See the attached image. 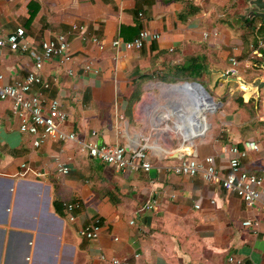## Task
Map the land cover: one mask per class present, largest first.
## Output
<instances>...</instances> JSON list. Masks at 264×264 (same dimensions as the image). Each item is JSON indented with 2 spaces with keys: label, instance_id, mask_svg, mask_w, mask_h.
I'll return each instance as SVG.
<instances>
[{
  "label": "crops",
  "instance_id": "crops-1",
  "mask_svg": "<svg viewBox=\"0 0 264 264\" xmlns=\"http://www.w3.org/2000/svg\"><path fill=\"white\" fill-rule=\"evenodd\" d=\"M234 2L0 0V37L22 27L29 45L39 52L42 40L81 25L105 45L98 52L90 42L73 37L71 61H46L40 72L47 96L58 100L66 114L64 129L74 132L77 142L33 148L31 138L19 131L11 101H0V264H109L112 257L121 264H236L231 258L240 264H264L261 203L247 207L224 192L219 181L170 170L191 151L194 159L212 157L222 177L228 148L242 149L245 141H255L259 149L247 153L241 168L264 180V105L258 120L251 114L253 90L264 91L249 86V92H242L231 86L236 80L249 85L262 81H249L246 75L264 61L246 67L250 45L258 38L247 43L237 29L236 35L223 27ZM142 30L158 39L147 40L139 51L111 47L112 41H131ZM231 56L239 62L237 79L223 77ZM88 62L93 71L86 73ZM192 64L203 67L195 79L186 78ZM32 69L28 54L0 49L5 83L23 79ZM184 80L205 86L216 101L212 112L206 102L197 101L194 108L200 107L202 119L195 132L177 120L184 114L177 102L184 107L187 102L176 90ZM168 94L183 99L170 100L166 109ZM207 113H212L208 119ZM89 142L122 146L127 154L143 149L152 168L121 171L102 164L80 150L81 143ZM178 153L184 158L173 159ZM55 158L70 167L67 176L57 175ZM260 198L264 202V195ZM72 201L81 208L69 224L65 204ZM53 202L62 205L61 215ZM95 218L101 224L98 239L78 236L77 229ZM247 220L256 225L243 226Z\"/></svg>",
  "mask_w": 264,
  "mask_h": 264
},
{
  "label": "built area",
  "instance_id": "built-area-1",
  "mask_svg": "<svg viewBox=\"0 0 264 264\" xmlns=\"http://www.w3.org/2000/svg\"><path fill=\"white\" fill-rule=\"evenodd\" d=\"M73 37L90 42L98 52L105 49V45L97 37L89 35L86 27L81 25H72L56 37L42 40L39 44V52L29 45L22 27H17L13 32L0 37V49L6 48L10 52L25 53L33 59V69L23 79L5 83V76L0 74V101H11L12 113L19 120V131L31 138L32 147L35 149L49 142H77L76 134L64 129L63 123L66 120V114L58 100L49 99L47 96L48 86L44 84L40 75L46 61L56 60L60 64H67L71 61V39ZM157 39V35L142 30L131 41L114 40L110 45L114 49L123 47L128 51H139L147 40ZM250 50L249 59L245 60L246 67H249L253 61L256 63L263 61L264 37L258 38L255 43L251 44ZM228 61L230 67L225 71L223 77L237 79L239 77L238 59L231 56ZM83 71L86 73L93 71L92 63L85 64ZM68 73L70 74V72ZM236 81L240 91H249V84ZM91 135L95 136V133L92 132ZM258 149V144L255 141H245L242 149L237 145L230 146L228 148L227 172L222 177L218 174L212 157H205L202 160L187 158L170 170L176 175L200 177L207 182L219 181L224 192L235 195L247 207L261 203L264 211V202H261L260 198L264 195L263 177L248 174L241 168V160L247 156V153ZM80 150L86 152L91 159L121 171L149 172L152 168L147 153L143 149H137L133 153L127 154L122 146H98L96 143L89 142L81 143ZM54 165L57 175L67 176L70 173V167L59 158L54 159ZM21 168L24 172L28 171L25 164H22ZM80 208L81 204L77 201L65 204L67 223L72 224L76 221L75 212ZM132 224L133 221H130V225ZM255 225L256 223H252L250 220L243 222L245 227H254ZM100 233L99 218L90 219L88 223L77 229L78 236L88 241L97 240ZM230 262L240 264L233 258L230 259ZM109 264H121V261L112 257L109 259Z\"/></svg>",
  "mask_w": 264,
  "mask_h": 264
},
{
  "label": "rangeland",
  "instance_id": "rangeland-1",
  "mask_svg": "<svg viewBox=\"0 0 264 264\" xmlns=\"http://www.w3.org/2000/svg\"><path fill=\"white\" fill-rule=\"evenodd\" d=\"M234 3H235L234 4L235 6L232 9L231 8L227 9V11L225 13V21H223V23H225V26H223V27L225 28L226 31H229L232 34H236L237 35V31H238V33L242 37L243 36H252L254 32L250 31V30H248L246 28L247 26L250 27L249 24H250L251 21H247V23H244V20L246 18L245 16L247 14V9H248L247 4H246V0H236V2H234ZM251 23H253L254 28L257 26L258 29H261L260 31H256V33L253 36H255V37L257 36V38H258V36H260L259 38H263L264 37V22L261 19H259V20L255 19V20H252ZM235 29H237V31ZM263 61H264V59H263ZM247 71L249 73V74L247 73V75H246L247 80L253 81L255 79V77H258L262 81H264V62H263V65L262 64H260V65H252L250 67V69L247 70ZM250 73H252V75H250ZM179 82H181L180 84H182V83L185 82V80L184 81H179ZM228 84L229 83L224 85L225 89H226ZM231 86H233V87L235 86V89H236L237 83L234 82L233 84H231ZM205 89L207 90L206 87H205ZM239 94H241V93H239ZM210 95L213 97L212 94H210ZM252 95H253L252 98H253L254 107L251 109L252 110L251 114H252L253 117L256 118V120H258L260 115H258L257 112L261 113L262 106L264 105V95L261 92H256L255 90H253ZM182 97L179 98L178 95H174V94L166 95L164 97V99L167 100V101L165 102L166 104H165L164 107L166 108V105H169V101L170 100H174L176 98H179L178 99V101H179V100L183 99ZM213 101L216 102L214 100V98H213ZM177 105H179L183 109L182 112L184 113L183 117H179V119H177V120L185 121L186 123L190 124L191 128L193 129L192 130L193 132L197 131L196 129H198V126H199L198 123L202 119V116L200 115V111H199L200 107L196 106L197 110L195 108H192L193 110H189L188 109L189 106L186 105V103H185V107H184L183 103H181V102H177ZM187 106H188V108H187ZM209 110L212 112L213 111V106L212 107L210 106ZM211 114L212 113H210V114L207 113L206 114V118L208 119L209 115H211ZM256 114H257V116H256ZM169 115H170V117L175 118V115H173V114L171 115V113H169ZM178 116H179V113H178V115H176V117L178 118ZM183 118H185V120H183ZM174 122H175V119H174ZM167 125L170 126V127L173 126V124L171 122H167ZM166 130H167V128H166ZM202 130L199 131L200 134L203 132ZM169 131H174V130L171 129ZM158 136L161 139H165L166 138V136L163 135V134H159ZM195 136H197V135H195ZM151 152H153V150H151Z\"/></svg>",
  "mask_w": 264,
  "mask_h": 264
},
{
  "label": "water",
  "instance_id": "water-1",
  "mask_svg": "<svg viewBox=\"0 0 264 264\" xmlns=\"http://www.w3.org/2000/svg\"><path fill=\"white\" fill-rule=\"evenodd\" d=\"M247 3V14L246 19L249 21H252L253 18H259L264 22V0H246ZM251 88H257V89H263L264 91V82L256 80L253 82L252 85H249ZM176 90L179 94L183 95L184 98L187 99L186 105L189 106V110H193L192 108L195 107L197 104V101L201 100L206 102L209 106L216 107L215 102L213 101L212 96L208 93V91L205 89L204 86L199 84L198 82H192V83H184L182 85H179L176 87ZM186 118V117H185ZM183 118V120H185ZM199 136H195L193 138H197ZM192 138V139H193ZM189 139L188 141H190ZM187 141V140H186ZM186 157L191 158L192 152H186ZM153 154H156L159 158H163L160 151H154ZM173 159H182L184 158V155H181L180 153L175 154L172 156Z\"/></svg>",
  "mask_w": 264,
  "mask_h": 264
},
{
  "label": "trees",
  "instance_id": "trees-1",
  "mask_svg": "<svg viewBox=\"0 0 264 264\" xmlns=\"http://www.w3.org/2000/svg\"><path fill=\"white\" fill-rule=\"evenodd\" d=\"M29 12H31L30 13V16L32 17V11L30 10ZM244 23H247V19L245 18V20H244ZM250 24H253V23H251L250 22ZM248 30H252L254 33H253V35L256 33V31H254V28H251V29H249L250 27H246ZM261 29H258L257 31H260ZM252 35V37H250V36H247V38L244 40V41H246L247 43H249V41H247L248 40V38L250 39V40H255L256 38H257V36L255 37V36H253ZM246 37V36H245ZM260 36H258V38H259ZM243 38H244V36H243ZM192 69H193V72H191V73H189L188 75H189V77H186V78H192V79H195L197 76H198V74L200 73V71H202V69H203V67H202V64H192ZM53 209H54V211L57 213V214H59V215H61V213H62V209H63V207H62V205L60 204V203H58V202H53Z\"/></svg>",
  "mask_w": 264,
  "mask_h": 264
},
{
  "label": "bare ground",
  "instance_id": "bare-ground-1",
  "mask_svg": "<svg viewBox=\"0 0 264 264\" xmlns=\"http://www.w3.org/2000/svg\"><path fill=\"white\" fill-rule=\"evenodd\" d=\"M166 116H169V114L167 113V115ZM177 124H178V122H177ZM168 130V129H167Z\"/></svg>",
  "mask_w": 264,
  "mask_h": 264
},
{
  "label": "flooded vegetation",
  "instance_id": "flooded-vegetation-1",
  "mask_svg": "<svg viewBox=\"0 0 264 264\" xmlns=\"http://www.w3.org/2000/svg\"><path fill=\"white\" fill-rule=\"evenodd\" d=\"M247 21H249V20H247Z\"/></svg>",
  "mask_w": 264,
  "mask_h": 264
}]
</instances>
